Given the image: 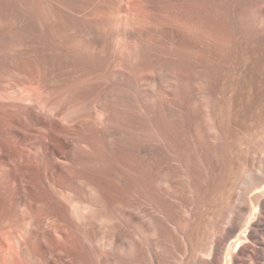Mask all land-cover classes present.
I'll return each instance as SVG.
<instances>
[{
    "label": "bare ground",
    "instance_id": "1",
    "mask_svg": "<svg viewBox=\"0 0 264 264\" xmlns=\"http://www.w3.org/2000/svg\"><path fill=\"white\" fill-rule=\"evenodd\" d=\"M75 1L0 0V264H264V139L219 103H264V0Z\"/></svg>",
    "mask_w": 264,
    "mask_h": 264
},
{
    "label": "rangeland",
    "instance_id": "2",
    "mask_svg": "<svg viewBox=\"0 0 264 264\" xmlns=\"http://www.w3.org/2000/svg\"><path fill=\"white\" fill-rule=\"evenodd\" d=\"M182 1H190V0H182ZM194 1L197 2L199 5L201 15L204 14L206 10L205 6L208 1H210L212 4L214 3L213 4L214 18H215V24H216L217 29H221L223 26H225V24H228L229 22L228 18L230 17L229 14L233 10V7H232L233 0H194ZM58 2L62 5L76 4L75 0H58ZM102 2L103 0H90L89 9H99L100 8L99 6H101ZM173 4H174L173 0H161V3L159 0H156V6L158 8H157V11H154V12L157 14L161 13L166 18L173 16L176 13H178L176 9H173V7H171ZM51 13H52L53 18L52 20L47 21V24L50 28L52 36L55 37L56 39L58 35L60 34L62 36L63 41H70L71 36H72V30L70 28V23H69L67 16L64 15L59 9V4L55 3V5L51 7ZM186 13H188V11H183V14H186ZM89 29H90L89 32L91 34L93 29L91 28V26H89ZM165 30L170 32V30L168 29H165ZM18 38L19 36L16 33L12 32L10 34L9 41H4L0 39V50L16 45ZM181 41L182 40L180 39L179 41L175 40L174 42L175 44H179ZM201 44H199V48L204 50L205 45L203 43ZM240 48L242 49V51H244L243 52L244 57L248 54V56L252 58L264 59V49H263L264 48V36L263 37L251 36L247 38H242L240 41ZM104 57H106V55H103V58ZM63 61L64 59L60 58L59 62H63ZM231 82H232L231 87L228 93L220 97L219 103H220V106L224 114L226 116L228 114L227 119L229 122L230 136L232 138L231 140L233 141V144L237 146L238 141L241 142L242 138L244 139L242 140V143L247 142V140L248 141L251 140V138L252 139L256 138L257 142L262 141L264 139V133L262 134L260 133L263 132L262 127L264 126V103H261L259 99L256 98L255 96L250 98L248 101L243 102V99L241 98L242 93L239 90L240 86L238 85V82L236 80H232ZM145 88H149V86ZM230 109H231V112H229ZM254 133L255 135L253 136Z\"/></svg>",
    "mask_w": 264,
    "mask_h": 264
}]
</instances>
